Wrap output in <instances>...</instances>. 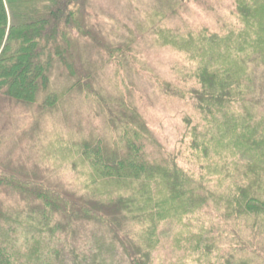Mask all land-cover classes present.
<instances>
[{
    "label": "trees",
    "instance_id": "obj_1",
    "mask_svg": "<svg viewBox=\"0 0 264 264\" xmlns=\"http://www.w3.org/2000/svg\"><path fill=\"white\" fill-rule=\"evenodd\" d=\"M91 4L0 0V100L30 108L43 97L40 107L52 110L80 93L116 136L76 143L93 189L3 151L0 133V264H103L104 240L127 264H155L163 226L193 215L209 221L207 249L227 241L219 264H264V114L251 107L264 68V0H236L238 31L169 34L195 63L179 84H160L199 115V123L186 118L191 166L183 148L149 157L154 139L139 110L97 83L86 47L115 60L128 58L131 44L103 30ZM84 230L90 241L78 238ZM75 237L89 248L79 250Z\"/></svg>",
    "mask_w": 264,
    "mask_h": 264
},
{
    "label": "rangeland",
    "instance_id": "obj_2",
    "mask_svg": "<svg viewBox=\"0 0 264 264\" xmlns=\"http://www.w3.org/2000/svg\"><path fill=\"white\" fill-rule=\"evenodd\" d=\"M235 2L92 0V13L97 16L103 30L113 39L129 42L131 52L126 59L114 60L88 45L85 54L89 66L96 72L97 83L106 94L123 98L139 110L154 139V143L146 148L149 157L156 158L165 152L176 153L183 148L185 165L195 164L184 139L190 140L185 138L188 130L186 118L199 123V115L190 103L164 95L160 85L166 80L179 84L178 80L190 73L195 63L168 44L169 34L175 32L185 36L202 28L220 34L232 29L238 31L241 23ZM54 76V82L56 77L62 80L60 72L56 71ZM255 77L256 90L251 98V107L263 115L264 68L256 71ZM55 89L60 93V82L57 85L53 83L52 90ZM42 102L43 97L37 106L26 108L0 100L1 148L13 153L15 158L44 163L54 176L75 187L88 185L94 189L96 186L88 179V167L77 153L76 143L92 136L103 135L109 142L116 138L105 125L103 116L96 113L100 108L91 98L80 93L71 94L67 101L52 110L42 109ZM195 171L200 170L196 168ZM163 227L161 244L155 252V264H219L221 253L230 252L227 241L221 238L216 241L215 248H206L215 239L210 233L209 221L203 215L185 217L184 222L168 223ZM82 235L87 236L86 230L78 238ZM78 238H72L73 244L79 250L88 249L90 245L76 241ZM104 245L103 264H127L119 250L109 247L105 240Z\"/></svg>",
    "mask_w": 264,
    "mask_h": 264
}]
</instances>
